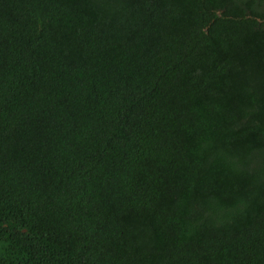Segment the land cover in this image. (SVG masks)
<instances>
[{"label": "trees", "instance_id": "obj_1", "mask_svg": "<svg viewBox=\"0 0 264 264\" xmlns=\"http://www.w3.org/2000/svg\"><path fill=\"white\" fill-rule=\"evenodd\" d=\"M0 264H264V0H0Z\"/></svg>", "mask_w": 264, "mask_h": 264}]
</instances>
